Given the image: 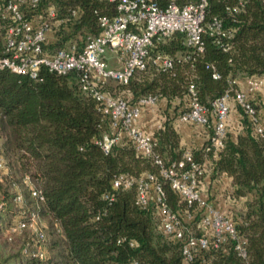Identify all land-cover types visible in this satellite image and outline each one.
<instances>
[{
	"label": "trees",
	"instance_id": "obj_1",
	"mask_svg": "<svg viewBox=\"0 0 264 264\" xmlns=\"http://www.w3.org/2000/svg\"><path fill=\"white\" fill-rule=\"evenodd\" d=\"M47 1L41 0L40 9ZM51 1L58 17L68 21L57 39L46 46L50 49L73 42L83 45L87 36L99 33L98 17L116 12L113 3L103 0ZM155 1L161 6L167 2ZM195 1L176 0L179 5ZM238 2L208 0L205 11L207 21L222 20L232 32L229 37L205 33L204 49L195 53L183 43L182 34H175L151 48V53L162 51L174 58L171 69L156 70L148 64L127 83L106 84L107 92L132 103L148 95L156 96L157 103L164 102V119L151 137L166 164L180 159L183 152L172 121L186 110L191 83L198 100L211 110L213 100L239 88L241 77L264 76V1L242 0L238 11L227 10ZM74 9H78L77 18L71 16ZM2 34L0 20V43ZM237 109L241 115L237 134L228 131L215 154L206 150L209 139L192 153L200 164L208 155L212 176L227 175L232 195L246 199L244 211L233 219L245 239L247 258L239 256L230 242L200 250L188 264H264V132L255 134L253 122ZM108 131V120L97 102L80 90L74 72L60 75L42 68L34 79L0 69V137L9 167L0 180V264H126L134 259L148 264H186L181 242L159 230L154 206L140 208L134 186L113 190L115 177L157 174L158 166L138 154L126 138L104 152L96 141ZM162 185L169 208L184 210L177 193L167 182ZM34 187L42 189L44 201L31 195ZM18 191L24 205L14 201ZM109 191L115 192L111 202L103 198ZM32 212L45 222L42 240L30 229L11 230ZM39 246L45 248L46 257L36 254Z\"/></svg>",
	"mask_w": 264,
	"mask_h": 264
},
{
	"label": "built area",
	"instance_id": "obj_2",
	"mask_svg": "<svg viewBox=\"0 0 264 264\" xmlns=\"http://www.w3.org/2000/svg\"><path fill=\"white\" fill-rule=\"evenodd\" d=\"M115 5L113 16L102 15L97 19L99 33L86 37L83 45L75 42L49 49L61 27L68 18H59L53 1L48 0L40 9L41 0H0V20L3 34L0 43V69L38 78L42 68L60 75L74 72L81 91L91 96L98 110L108 120L109 131L96 142L104 152L113 144L128 139L136 152L149 157L158 166V173H144L138 178L121 174L112 181L113 190L135 187L136 204L144 209L154 206L159 230L181 242V256L184 263L194 260L200 250L217 249L232 242L243 259L247 258L245 239L237 232L232 215L222 212L207 202L203 196L201 179L206 166L194 160L192 149H183L180 159L166 164L155 149L151 134L138 125L143 109L157 105V97L148 95L135 102L114 96L105 90L113 80L127 83L137 70H144L151 64L156 70H169L174 58L162 51L151 53L155 43H164L175 34L183 35V43L195 53L204 49L203 34L220 37L231 35L221 19H205L208 0H196L179 5L176 0H167L161 6L155 0H103ZM264 1V0H262ZM242 0L229 12H236ZM78 9L71 12L78 17ZM190 55L185 58L189 59ZM218 77L217 73H213ZM264 83V76L246 77V88L226 91L211 102V110L204 106L196 94L193 83L188 86L186 110L179 112L177 120L182 123L211 126L210 144L206 150L215 154L224 145L228 133V119L232 106L240 108L253 122L255 134H262L251 95ZM240 114V112H239ZM241 116V115H240ZM161 122L157 128L161 127ZM8 163L2 153L0 141V180L8 173ZM163 182H167L185 203L181 212L172 211L166 200ZM31 195L44 201L42 189L34 187ZM111 202L115 192L103 194ZM14 201L24 205L23 194L18 191ZM194 224V227H193ZM43 222L37 214L31 213L26 221H19L11 230L30 229L39 240L44 238ZM36 254L46 257L42 246ZM126 264H148L134 259ZM246 264V263H244Z\"/></svg>",
	"mask_w": 264,
	"mask_h": 264
},
{
	"label": "crops",
	"instance_id": "obj_3",
	"mask_svg": "<svg viewBox=\"0 0 264 264\" xmlns=\"http://www.w3.org/2000/svg\"><path fill=\"white\" fill-rule=\"evenodd\" d=\"M238 85L240 89H245L246 77H241L238 81ZM256 92L260 95V98L256 96ZM251 98L256 105L260 124L264 126V83L251 95ZM163 109V101L158 102L157 105L153 107L144 108L142 115L138 120V125L151 134L153 130L157 128V125L160 122L162 123V119H164ZM172 124L180 134V146L182 149L194 150L201 148L209 139V126L182 123L179 122L177 118H174ZM240 130V114L238 109L235 106H232L228 119V131L237 134ZM210 163L209 156L204 155V165L206 166V170L201 179L203 196L207 202L214 207L230 215L232 214V210H229L228 208L231 209V206H233L231 204V198L232 200H235L234 196L230 193V190L233 188L231 180L225 174L213 177ZM242 209L244 210L245 208L242 207Z\"/></svg>",
	"mask_w": 264,
	"mask_h": 264
},
{
	"label": "rangeland",
	"instance_id": "obj_4",
	"mask_svg": "<svg viewBox=\"0 0 264 264\" xmlns=\"http://www.w3.org/2000/svg\"><path fill=\"white\" fill-rule=\"evenodd\" d=\"M50 49V48H49ZM116 84H117V82L116 81H113V80H111L110 82H109V86L110 87H114V86H116ZM256 96L257 97H259L260 98V95L259 94H257V92H256ZM175 105V104H174ZM3 139L0 137V141H2ZM232 190H233V188L230 190L231 192H232ZM230 192V193H231ZM232 194V193H231ZM235 198V200H232V198H231V204L233 205V206H231V209L230 208H228L229 210H232V214H230V215H232V217H235V216H239L240 214H241V212H243L244 210L242 209V207L243 208H245V198H238V197H234ZM44 224H45V222H44ZM193 227H194V224H193Z\"/></svg>",
	"mask_w": 264,
	"mask_h": 264
}]
</instances>
